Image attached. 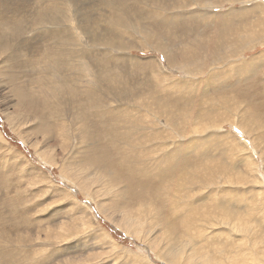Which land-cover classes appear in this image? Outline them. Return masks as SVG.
<instances>
[{
	"label": "rangeland",
	"instance_id": "obj_1",
	"mask_svg": "<svg viewBox=\"0 0 264 264\" xmlns=\"http://www.w3.org/2000/svg\"><path fill=\"white\" fill-rule=\"evenodd\" d=\"M226 255L264 264V0H0V264Z\"/></svg>",
	"mask_w": 264,
	"mask_h": 264
},
{
	"label": "bare ground",
	"instance_id": "obj_2",
	"mask_svg": "<svg viewBox=\"0 0 264 264\" xmlns=\"http://www.w3.org/2000/svg\"><path fill=\"white\" fill-rule=\"evenodd\" d=\"M124 1V0H123ZM136 2L137 3H139V0H136ZM111 3L112 4H114V2L113 1H111ZM117 3V2H116ZM127 9V6L125 5V2L124 3H122L121 5H120V8H119V12H123V11H125ZM50 13V11H47V12H45V14H43L42 15V17L43 18H46V14H49ZM59 13V12H58ZM88 20V19H87ZM118 22H122V20H121V18L119 17L118 18V20H117ZM20 23V19H18V18H11V19H9L8 21H7V24L9 25V24H11L12 26H16V25H18ZM10 26V25H9ZM10 30H11V32H10ZM16 32H17V29H7L6 31H5V35L9 38V39H11L15 34H16ZM234 133V132H233ZM244 201V200H243ZM249 203V202H248ZM244 204V203H243ZM181 208V207H180ZM175 211V210H174ZM13 228V227H12ZM236 228V227H235ZM239 228V227H238ZM246 231V230H244V229H238V231ZM247 232V231H246ZM223 253L224 252H222L221 254L223 255ZM232 253H233V251H232ZM221 255V256H222ZM223 257V256H222ZM234 257V255L233 254H231V257H229V259L232 261V262H235L234 261V259H232ZM56 259V258H55ZM224 260V259H223ZM221 261V263L222 264H225V262H227L228 264H229V260H227V255H226V258H225V262L224 261ZM51 263V262H50Z\"/></svg>",
	"mask_w": 264,
	"mask_h": 264
}]
</instances>
